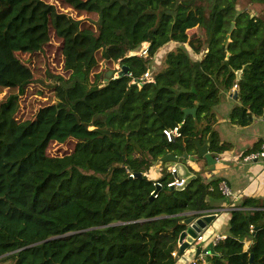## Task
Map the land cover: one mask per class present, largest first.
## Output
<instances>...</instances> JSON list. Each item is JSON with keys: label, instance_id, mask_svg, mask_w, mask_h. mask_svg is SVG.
Segmentation results:
<instances>
[{"label": "trees", "instance_id": "16d2710c", "mask_svg": "<svg viewBox=\"0 0 264 264\" xmlns=\"http://www.w3.org/2000/svg\"><path fill=\"white\" fill-rule=\"evenodd\" d=\"M68 1L98 16L96 31L42 0H0V87L18 88L0 101V264H177L182 222L224 198L222 181L188 167L194 178L170 187L177 174L153 181L147 173L158 162L167 169V155L197 157V141L215 155L230 148L215 108L235 84L230 122L247 127L264 115V0H248L254 15L237 10L240 0H174L171 8L149 0L135 18L124 14L132 0ZM49 23L64 39L70 76L45 85L19 55L42 50ZM145 43L147 58L128 56ZM170 43L179 47L156 69V47ZM98 52L129 73L91 77ZM147 72L153 82L133 84ZM38 82L57 102L18 121L20 97ZM175 128L182 137L170 142L164 131ZM70 139L71 154L47 155L51 142ZM230 214L227 239L199 264H264V200L244 198Z\"/></svg>", "mask_w": 264, "mask_h": 264}, {"label": "rangeland", "instance_id": "374dc122", "mask_svg": "<svg viewBox=\"0 0 264 264\" xmlns=\"http://www.w3.org/2000/svg\"><path fill=\"white\" fill-rule=\"evenodd\" d=\"M149 0H132L131 4L124 9V14L126 16L135 18L141 12L144 4ZM161 1L164 7L171 8L173 6L174 0H155ZM42 2L48 7L52 8L56 15L65 17L67 22L79 21L80 28H88L96 31L95 21H97L98 16L95 13L87 12L85 10L76 9L68 0H42ZM247 10L250 13L257 14L255 10L251 8L248 0H240L237 10L241 12L242 10ZM187 14V13H186ZM48 41L42 46V50L28 54H20L19 58L22 63L30 69L33 73L35 80L38 79L45 82V85H51L53 83L52 77L63 76L68 78L70 72L65 70V59L63 55L64 39L58 35L55 28L49 23V28L47 29ZM199 30L194 29L189 32L190 36L198 34ZM179 47L178 44H159L156 47V56L153 61V66L158 69L163 60V56L169 51L175 50ZM96 57L99 61L98 66L94 69L92 76L97 73L104 72H116L115 77L118 76L120 72V66L115 65L111 62H106L101 58V53L98 52ZM195 59V57H194ZM42 83L30 84L26 89L24 94L19 100V109L16 115L18 121L31 120L34 118L35 114L43 107L53 105L57 102V97L54 88L50 86H45ZM18 88H1L0 87V101L6 100L11 95L17 94ZM77 142L73 139L68 140L64 144H58L51 142L47 149V155L50 157H62L71 154L76 146ZM168 166H172L173 161H169ZM164 167L163 174H168L167 169ZM207 241L211 243L212 234L210 231L205 233ZM247 244L245 249H248ZM212 247L210 246V249ZM197 252L186 251L184 254H180L179 260H182L186 264H190L192 260L196 257Z\"/></svg>", "mask_w": 264, "mask_h": 264}, {"label": "crops", "instance_id": "0c3cea01", "mask_svg": "<svg viewBox=\"0 0 264 264\" xmlns=\"http://www.w3.org/2000/svg\"><path fill=\"white\" fill-rule=\"evenodd\" d=\"M237 91L222 92L221 101L215 108L217 123L215 129L219 133L222 143H229L230 148L222 154L215 155L216 164L209 166L205 159L189 157L187 167L200 174L206 181L221 179L234 193L235 198L210 199V210L207 215H215L216 219L208 226L212 233L227 234L230 211L244 198L264 200V162H245L246 155L259 151L264 143V116L257 118L247 127H239L230 122L229 114L237 105ZM206 145V144H205ZM213 154V153H212ZM174 166H168V169ZM164 166L155 163L147 176L153 181L159 180L163 175ZM251 242H246L250 245ZM210 249V248H209ZM179 264H184L179 260Z\"/></svg>", "mask_w": 264, "mask_h": 264}, {"label": "built area", "instance_id": "2783aa9c", "mask_svg": "<svg viewBox=\"0 0 264 264\" xmlns=\"http://www.w3.org/2000/svg\"><path fill=\"white\" fill-rule=\"evenodd\" d=\"M128 56H139V57L147 58L149 56V44L148 43L143 44L139 50L129 53ZM153 80H154L153 75L150 72H147L141 77L140 80L133 81V84H137L138 86H141L143 83L153 82ZM237 90H238V85L235 84L234 87L232 88V91H237ZM164 134L166 135L168 141H170V142L175 138L182 137V134H181L179 128H175V129L170 130V131H164ZM243 160L245 162H255V161L264 162V143L261 145L259 151L251 153L249 155H246L243 158ZM168 170L172 175L177 174V171L174 167H172ZM130 176L132 178L134 177V175H132V174ZM184 184H185V180L179 179L176 176L175 179L173 180V182H171L169 184V186L170 187H182ZM220 191L224 197L235 198L234 193L231 191V189L225 183H222L220 185ZM207 231H209L208 228L206 230H203L201 232V234H198L197 238L194 239L193 243L191 244L188 251H195V252L199 251L200 253L196 255V257L192 260V262L190 264L204 263L206 258L208 256H211V251L209 249L210 246L214 247L217 244H219L220 242L227 239L226 234H217V233H212V231H210L212 234V237H211L212 241H211V243H209L207 241V237L205 236V233ZM173 255L177 256V253H174ZM179 263H180V261H178L177 264H179ZM184 264H186V263H184Z\"/></svg>", "mask_w": 264, "mask_h": 264}, {"label": "water", "instance_id": "95a60500", "mask_svg": "<svg viewBox=\"0 0 264 264\" xmlns=\"http://www.w3.org/2000/svg\"><path fill=\"white\" fill-rule=\"evenodd\" d=\"M234 28H235V24L232 23L230 33L228 35V40ZM128 73H129V68L124 66L122 70L118 73V77H121ZM113 75H114L113 71L108 72L106 75L107 78L105 79V81L107 82L109 78H111ZM237 75H238V78H240V73H238ZM195 112H196L195 109L185 110L186 115L195 114ZM196 145H197V150H198L197 158L205 159L209 166L215 165L217 160L215 158V154H212L209 151V146L207 144L202 145L200 141H197ZM185 159L188 161L189 157L185 156ZM163 161H173L172 166H174V168L176 169L178 178L185 180V184L182 186V188L192 178H194V176H192V173L189 171V168L187 167L186 163L180 162L178 157L174 155H167L166 157L163 158ZM136 176L141 177V174H138ZM215 219H216L215 215H207V216H202L199 218L191 217L187 220H184L182 223L186 226L187 229L181 234V237L179 239V253L182 255L186 251H188L194 239L197 238L198 234H201L203 230H206L208 226H210L214 222ZM199 253L200 252L198 251L197 254Z\"/></svg>", "mask_w": 264, "mask_h": 264}]
</instances>
